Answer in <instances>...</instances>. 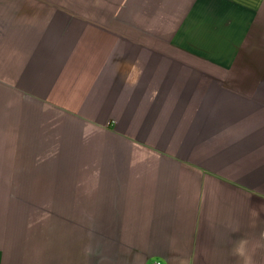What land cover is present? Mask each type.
Here are the masks:
<instances>
[{
    "label": "crops",
    "instance_id": "1",
    "mask_svg": "<svg viewBox=\"0 0 264 264\" xmlns=\"http://www.w3.org/2000/svg\"><path fill=\"white\" fill-rule=\"evenodd\" d=\"M241 238L264 264V0H0V264Z\"/></svg>",
    "mask_w": 264,
    "mask_h": 264
},
{
    "label": "clouds",
    "instance_id": "2",
    "mask_svg": "<svg viewBox=\"0 0 264 264\" xmlns=\"http://www.w3.org/2000/svg\"><path fill=\"white\" fill-rule=\"evenodd\" d=\"M237 229H233V232ZM232 254L243 261V264H254L252 252L249 250L248 241L241 238L232 248Z\"/></svg>",
    "mask_w": 264,
    "mask_h": 264
},
{
    "label": "built area",
    "instance_id": "3",
    "mask_svg": "<svg viewBox=\"0 0 264 264\" xmlns=\"http://www.w3.org/2000/svg\"><path fill=\"white\" fill-rule=\"evenodd\" d=\"M153 264H161L160 262H155V263H153Z\"/></svg>",
    "mask_w": 264,
    "mask_h": 264
}]
</instances>
